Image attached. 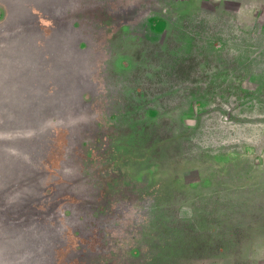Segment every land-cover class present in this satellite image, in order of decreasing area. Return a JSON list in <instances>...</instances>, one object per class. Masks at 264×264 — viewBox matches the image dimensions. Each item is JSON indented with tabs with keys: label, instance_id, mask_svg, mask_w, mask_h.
Segmentation results:
<instances>
[{
	"label": "rangeland",
	"instance_id": "374dc122",
	"mask_svg": "<svg viewBox=\"0 0 264 264\" xmlns=\"http://www.w3.org/2000/svg\"><path fill=\"white\" fill-rule=\"evenodd\" d=\"M0 46V264H264V0H0Z\"/></svg>",
	"mask_w": 264,
	"mask_h": 264
},
{
	"label": "crops",
	"instance_id": "0c3cea01",
	"mask_svg": "<svg viewBox=\"0 0 264 264\" xmlns=\"http://www.w3.org/2000/svg\"><path fill=\"white\" fill-rule=\"evenodd\" d=\"M8 48L6 46H0V53L7 52ZM0 70H3L0 72V75H15V74H23L16 71H11L8 69L0 68ZM16 72V73H15ZM8 92V93H7ZM20 101L18 98H14V96L11 93V89L7 88H1L0 89V114L1 116H5L7 113V107L12 106V110L15 109L16 106H19ZM14 111V110H13Z\"/></svg>",
	"mask_w": 264,
	"mask_h": 264
}]
</instances>
